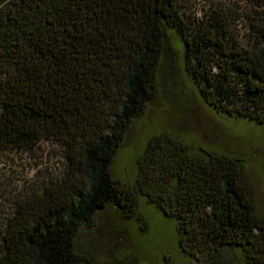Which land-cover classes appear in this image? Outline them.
Returning <instances> with one entry per match:
<instances>
[{"label": "trees", "instance_id": "obj_1", "mask_svg": "<svg viewBox=\"0 0 264 264\" xmlns=\"http://www.w3.org/2000/svg\"><path fill=\"white\" fill-rule=\"evenodd\" d=\"M210 2L193 18L189 0L0 4V153L51 141L62 159L59 176L14 202L0 264H130L102 263L75 238L108 206L144 229L140 200L174 221L191 264H264V217L240 159L193 153L163 132L147 142L133 184L110 174L130 123L157 94L168 31L182 42L183 70L206 106L264 126V0H247V9Z\"/></svg>", "mask_w": 264, "mask_h": 264}, {"label": "rangeland", "instance_id": "obj_2", "mask_svg": "<svg viewBox=\"0 0 264 264\" xmlns=\"http://www.w3.org/2000/svg\"><path fill=\"white\" fill-rule=\"evenodd\" d=\"M4 0H0V4ZM232 8H252L247 0H216ZM210 0H189L186 15L199 16ZM250 5V6H249ZM156 73L157 94L144 112L129 125L110 165V174L124 184H133L137 162L152 136L168 132L181 139L193 153L202 148L236 157L242 162V182L256 213L264 217V126L214 113L199 98L195 85L183 70V44L171 31ZM191 152V151H190ZM58 146L43 141L32 151L0 153V232L14 202L23 199L42 182L61 173ZM140 229L110 206L98 212L93 227L80 228L76 245L98 261L130 264H191L177 246L174 221L140 200ZM234 262L239 257L229 252Z\"/></svg>", "mask_w": 264, "mask_h": 264}]
</instances>
